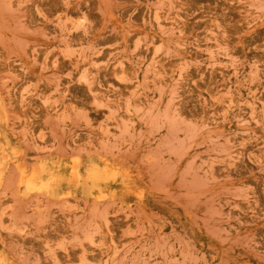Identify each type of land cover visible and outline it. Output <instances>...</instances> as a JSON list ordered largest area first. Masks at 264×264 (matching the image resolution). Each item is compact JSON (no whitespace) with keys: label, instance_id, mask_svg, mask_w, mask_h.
<instances>
[{"label":"rangeland","instance_id":"obj_1","mask_svg":"<svg viewBox=\"0 0 264 264\" xmlns=\"http://www.w3.org/2000/svg\"><path fill=\"white\" fill-rule=\"evenodd\" d=\"M0 264H264V0H0Z\"/></svg>","mask_w":264,"mask_h":264},{"label":"bare ground","instance_id":"obj_2","mask_svg":"<svg viewBox=\"0 0 264 264\" xmlns=\"http://www.w3.org/2000/svg\"><path fill=\"white\" fill-rule=\"evenodd\" d=\"M17 186L28 193L63 197L79 194L84 188L91 191L94 199L114 198L116 191L126 187V174L117 165L103 160L94 162V169L82 168L78 160H46L32 169L17 164Z\"/></svg>","mask_w":264,"mask_h":264}]
</instances>
